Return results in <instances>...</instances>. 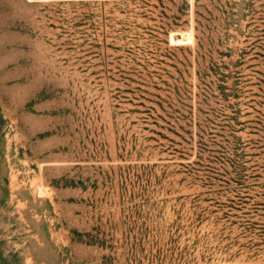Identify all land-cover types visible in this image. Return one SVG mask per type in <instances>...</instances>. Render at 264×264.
I'll use <instances>...</instances> for the list:
<instances>
[{
    "label": "rangeland",
    "instance_id": "374dc122",
    "mask_svg": "<svg viewBox=\"0 0 264 264\" xmlns=\"http://www.w3.org/2000/svg\"><path fill=\"white\" fill-rule=\"evenodd\" d=\"M0 264H264V0H0Z\"/></svg>",
    "mask_w": 264,
    "mask_h": 264
},
{
    "label": "bare ground",
    "instance_id": "6f19581e",
    "mask_svg": "<svg viewBox=\"0 0 264 264\" xmlns=\"http://www.w3.org/2000/svg\"><path fill=\"white\" fill-rule=\"evenodd\" d=\"M180 37H181V34H178V35H174L173 38H175V39H179Z\"/></svg>",
    "mask_w": 264,
    "mask_h": 264
}]
</instances>
